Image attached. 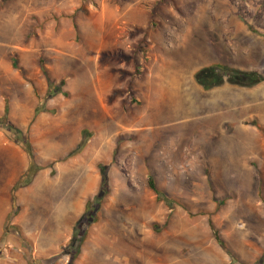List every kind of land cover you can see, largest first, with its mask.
<instances>
[{
  "label": "rangeland",
  "instance_id": "rangeland-1",
  "mask_svg": "<svg viewBox=\"0 0 264 264\" xmlns=\"http://www.w3.org/2000/svg\"><path fill=\"white\" fill-rule=\"evenodd\" d=\"M14 128L41 170L5 226L62 215L70 236L40 264L73 235V264H264V0H0V194L29 161ZM20 229L0 255L33 264Z\"/></svg>",
  "mask_w": 264,
  "mask_h": 264
},
{
  "label": "crops",
  "instance_id": "crops-1",
  "mask_svg": "<svg viewBox=\"0 0 264 264\" xmlns=\"http://www.w3.org/2000/svg\"><path fill=\"white\" fill-rule=\"evenodd\" d=\"M230 91V89L228 90ZM24 108H26V118L28 119L33 115L31 109L35 108L32 107V103L29 101L24 103L22 105ZM31 110V111H30ZM25 119H23L24 121ZM26 121V120H25ZM38 123H40V119L38 120ZM213 130L209 129L206 131V136L213 137V138H219L222 139L225 135L228 137H234V135L239 139L236 132L240 130L241 133L247 134L249 137L254 132V127L251 125H239L238 127H229V125H211ZM229 127V128H227ZM209 132V133H208ZM222 136V137H221ZM212 144V143H209ZM214 144H216L214 142ZM223 142L217 145H222ZM21 164L19 168H17L11 175V178L7 180L5 187L1 190L0 194V241L4 237L3 233L5 231V221L6 218L11 210L12 207V200H11V190L13 186L15 185L16 181L27 171L29 161L26 162L25 159H22L20 161ZM34 184V183H33ZM37 189L33 186H29L27 188H22L17 191V197L19 198V201H21V204L25 206L24 211L28 209L29 203L33 205H37V197H36ZM28 194L31 201L27 200V197L24 198V195ZM32 193V194H30ZM32 195V196H31ZM27 218V215L23 214L19 215L15 220L16 224L18 226L23 228L24 236L27 240H29L32 243L33 252L31 258L34 260L33 264H40L37 261H44L46 258H52L54 255L59 254L61 251V246L63 245V241L67 242L70 239V236L63 239V232H62V215L60 217H54L52 221L46 220L44 223L45 227L43 228V233H34L33 235L29 234L26 230V224L25 220ZM3 240L5 241H11V237L9 234L5 236ZM13 241H20L19 238L13 236ZM2 240V241H3ZM20 243V242H16ZM0 264H26V261L24 257H16L11 256L10 254H4L0 256ZM78 264V263H77Z\"/></svg>",
  "mask_w": 264,
  "mask_h": 264
},
{
  "label": "trees",
  "instance_id": "trees-1",
  "mask_svg": "<svg viewBox=\"0 0 264 264\" xmlns=\"http://www.w3.org/2000/svg\"><path fill=\"white\" fill-rule=\"evenodd\" d=\"M16 65V64H15ZM41 68L43 70V72L48 75L46 69L44 68V66H42V63H41ZM201 73L202 72H199L197 73L196 75V78L198 80V82L202 85H204L205 88H211L213 86H219L221 85V82L222 81H219L221 78L219 77V79L215 82V83H211V84H207L203 81V78L201 77ZM234 76V75H233ZM231 77L230 81L234 84H241V85H245V86H254L257 84V80L256 81H251L250 82H247V83H243L242 81H240L241 79L237 77V79H234V77ZM249 78H252V75H248ZM246 80V78H245ZM60 84H64V81H61ZM39 109L37 108L36 111H35V114L37 115L39 113ZM8 112H9V106H8V102H6L5 104V118H7L8 116ZM261 131L264 132V129L263 128H260ZM15 132H16V135H17V138L19 140H21L22 144H23V149L26 151L28 157H29V167H28V170L27 172L21 176L15 183V185L13 186L12 190H11V200H12V206H16V202H17V198H16V192L18 189L20 188H23V187H27L29 186L35 176L37 175L38 171L41 170V167L38 166L34 160V156H33V151H32V148H31V145H30V142L28 140L27 137H25L22 133V131H20L19 129H16L14 128ZM107 176H106V173L103 172V176H102V181H101V187H100V192L98 194V196L96 197L95 201L100 203L101 202V199L103 198V196L106 194V186H107ZM148 183H149V186L150 188L156 193V194H160V190L158 189L157 185H156V182L154 180L153 177H150L149 180H148ZM9 222V221H8ZM12 229H20V227L18 225H9V223H7V225L5 226V231L3 233L4 237L10 232L12 231ZM213 231H214V236L217 240V242L226 248V245H225V242L224 240L221 238L220 234L218 233V231L216 229L213 228ZM3 237V239H4ZM1 239V241L3 240ZM20 239L23 240V241H26V238L23 237L22 234H20ZM75 243H77V239H76V235H73V238L71 239L70 241V244H68V246L66 248H64L63 250V254H68L70 255V262L69 264H73L74 260L78 257L79 253H80V245L82 243V241H79L78 243V246L75 247ZM227 251H229L228 249H226ZM3 254V253H2ZM2 256V255H0Z\"/></svg>",
  "mask_w": 264,
  "mask_h": 264
},
{
  "label": "bare ground",
  "instance_id": "bare-ground-1",
  "mask_svg": "<svg viewBox=\"0 0 264 264\" xmlns=\"http://www.w3.org/2000/svg\"><path fill=\"white\" fill-rule=\"evenodd\" d=\"M167 89V88H166ZM168 90V89H167ZM170 91H174V90H170ZM170 91H168L167 93H166V98L168 97V95H171L172 97L174 96V92H170ZM164 98V97H163ZM164 100V99H163ZM164 105V104H163Z\"/></svg>",
  "mask_w": 264,
  "mask_h": 264
}]
</instances>
